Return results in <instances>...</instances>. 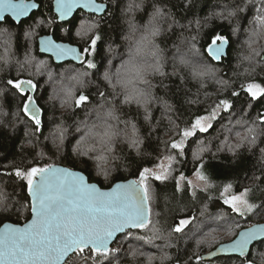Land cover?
I'll list each match as a JSON object with an SVG mask.
<instances>
[{"label":"trees","instance_id":"1","mask_svg":"<svg viewBox=\"0 0 264 264\" xmlns=\"http://www.w3.org/2000/svg\"><path fill=\"white\" fill-rule=\"evenodd\" d=\"M34 1L40 8L27 20L17 25L6 18L0 24V57L4 56L5 51L9 49V43L5 41L11 43L8 64L0 63V68L4 69V72L0 74V210H4L0 211V226L4 223L21 225L30 218L31 205L27 190L23 182L14 175L17 168L26 170L37 164L60 165L82 172L89 182L103 189L119 181L137 179L143 167L152 170L172 151L169 145L173 139L178 138L177 133L181 128L187 126L195 116L205 115L220 99L224 98L233 102L234 107L231 112H222L218 121L208 132L198 133L197 137L189 141L185 157L181 158L177 154V163L174 165L176 171L173 173L174 176H178L182 172L187 179L192 176L197 166V162L192 159L194 142L203 139L212 149L211 153L206 154L205 157L206 173L215 187L207 191L197 189L196 198L193 199L191 195L193 189L184 182L181 185L183 190L177 191L175 179L169 178L163 183L151 181L154 191L151 194L150 207L152 223L158 230L156 238L150 242L137 239L138 236L151 237L153 233L148 229L144 232L132 231L130 234H135L136 237H127L129 233H125L119 236L112 246L113 255L94 261L92 254L86 251L83 256L73 258L70 264H149V256H152L151 264H197V257H201L223 243L232 241L241 230L248 228L251 224L264 223V154L260 151L264 148V129L260 130L255 147L250 148L245 143L240 149H235V145L240 143L237 133L239 132L241 137L245 134L244 128L237 125L236 121L252 122L260 113H264V99L253 102L241 88V85L249 82L264 85V42H261V37L257 35L256 42L252 43L253 48L257 50L261 48L259 56H256L247 44H244L245 39L250 38L251 32L255 31L253 21L255 8L264 7V0H252V3H247V0H191V2L189 0H145L143 11L136 15L134 21L135 32L132 31L131 25L125 23L127 0H98L108 5V10L103 17L97 18L78 12L66 24L57 22L52 10L53 0ZM139 2L140 0H134V5ZM242 7H246L245 12L240 11ZM156 8H160L163 13L159 23L164 34L158 43L163 50L166 71H171L177 66L178 59L183 56L212 68L216 76L205 78L204 83L207 87L203 89L199 87V83L193 82L190 69L181 68V73L185 77L183 84L180 83L179 77L169 76L162 82L158 79L157 83L161 86L155 89L157 102L159 104L160 98H163L174 105L173 111L166 112L162 105L155 107L152 124L156 127L152 130V127L145 125L133 109L130 114L133 119H138L144 144L139 156H136L128 151L127 145L121 146L118 143L117 148L121 155L126 153L124 163L116 164V174L110 181L105 182L94 174L88 161L80 163L72 156L73 144L83 133L70 135L66 141L65 151L60 155L50 143V140L56 138L52 134L53 128L63 120L65 126H70L71 134L74 133L78 121H83L86 116L89 121L95 119L94 109L113 96V93L107 90L108 85L101 78L103 73L105 71L109 74L114 73L118 65L128 58V49H130L128 37L131 36L133 42L139 39L150 14L154 13ZM229 11H234L236 14L228 16ZM217 13L222 15L217 16ZM224 17L227 19H223ZM46 19L53 22L51 27L36 26L37 22H46ZM83 21L98 25L93 35L98 33L101 39L97 42L94 55L87 57L96 63V69H86L82 65L77 66L73 63L58 66L50 58L38 53L37 39L49 34H53L56 41L75 45L79 49L89 46L91 39L83 43L76 35ZM169 25L172 26L170 32ZM233 28H239V31L234 34ZM217 34L226 37L230 43L227 57L220 63L208 59L206 54L205 58L203 57V49ZM255 38L251 36V41ZM193 44L200 47L199 54L191 50ZM117 45L118 48H116ZM113 48H116L115 52L107 51ZM33 56L36 60L31 64L24 62L26 57ZM246 56L254 57V61L245 60ZM38 60L48 62L47 70L53 73L51 80H48L46 69H41V74L37 73L35 64ZM257 64L260 65L257 72L251 75L244 72L245 68L251 69ZM217 69L221 70L217 72ZM73 71L87 73L81 76L86 88H82L70 78L76 75L72 73ZM17 78L33 79L39 85L36 95L44 112L43 127L39 132L23 116L21 101L7 83L9 79ZM115 79L116 77L112 76L113 82ZM221 79L228 81L227 85L221 86L215 82ZM71 89L75 90L72 108L61 109L60 104L68 99L67 90ZM104 91L105 96H101ZM233 91L240 92L241 95L234 97L231 95ZM80 94L86 95L88 101L77 107L75 99ZM189 100L196 102L191 104L187 102ZM114 102L120 103L119 99ZM249 104L252 105L251 108L248 107ZM89 112L91 115H88ZM165 116L171 117L175 127L164 119ZM230 148L236 152L235 155H232ZM41 150L44 152L43 156L39 155ZM229 183L233 185L230 194L237 195L246 188L251 189L250 196L258 206L252 213L240 216L222 203L220 192ZM205 205H207V212L201 215ZM221 213L226 216L227 223L214 220L213 224L208 223V226H204L201 231L196 230V223L211 222V217ZM181 218L192 219V224L185 229L186 234H176L171 231V227ZM237 223L240 225L239 228L235 227ZM212 229L216 231L210 236L207 235ZM197 239H203L205 242L197 246ZM134 252L135 256H133ZM200 264H264V241L255 244L245 258L222 257L213 261L200 260Z\"/></svg>","mask_w":264,"mask_h":264},{"label":"snow or ice","instance_id":"2","mask_svg":"<svg viewBox=\"0 0 264 264\" xmlns=\"http://www.w3.org/2000/svg\"><path fill=\"white\" fill-rule=\"evenodd\" d=\"M37 7L36 3H31L29 0H0V22H3L6 16H10L19 23L22 17H27L30 11ZM77 9L101 14L106 11L107 3L98 2V0H55V11L61 21L68 20ZM240 11L245 12L246 7H242ZM228 14L233 15L232 11ZM217 15H222V13H217ZM253 21L254 32L258 35L257 30L264 26V7L255 8ZM97 27L96 23L86 25L83 21L76 35L80 36L82 29L87 34ZM238 31L239 28H233L234 34ZM251 36H253L252 32ZM251 36L249 40H246L249 48L252 47ZM100 39V35L96 33L92 36L89 46L78 49L69 44L58 43L52 37H46L40 40V51L49 54L57 63L72 60L86 69H96V63L87 57L94 55ZM226 44H228L226 37L215 35L203 49V57L205 58L206 54L208 59L219 62L225 55ZM193 47L199 54L200 47L195 44ZM26 60L31 64L36 57H26ZM181 62L190 69V75L194 79H202L211 72L210 67L198 61L182 56ZM47 65L46 60H38L35 64L37 73L41 74L40 70L46 69L48 80H51L53 73L47 70ZM85 74L87 73H77L70 78L77 80ZM104 75L107 78L108 74L104 73ZM7 83L21 101L23 116L37 132L41 131L44 112L36 95L39 85L33 79L24 78L9 79ZM241 88L253 102L264 99V85L262 84L249 82L241 85ZM231 95L239 97L241 93L233 91ZM87 101L88 97L80 94L76 97L75 104L79 107ZM233 107L230 99H220L205 115L195 116L187 126L180 129L177 133L178 138L173 139L169 145L172 151L163 158L167 160V164L165 165L163 161L156 164V167L161 169L158 174L153 173L148 167H143L137 179L126 183H116L110 190H101L96 184L89 183L83 174L53 164L43 166L37 164L26 170L17 168L14 175L23 182L31 198L32 218L23 226L4 224L0 227V264H70L73 258L83 256L86 251L92 254L94 261L102 260L114 254V249L110 245L118 239V234H130L132 230L144 232L148 229L153 233L151 237L138 236L137 239L150 242L156 238L158 230L152 223L150 207L151 194L154 189L150 182L163 183L172 178L176 181L177 191L183 190L181 182H184L193 189L191 195L195 199L197 189L193 187L192 180L187 179L182 172L178 176L173 175L176 171L174 165L177 163V154L181 158L185 157L189 141L197 137L198 133L208 132L213 126L212 122L217 120L218 114L231 112ZM248 107L251 108L252 105L249 104ZM236 124L241 125L245 132L243 137L239 132L237 133L240 143L257 145L259 132L264 129V113H260L255 121L237 120ZM194 143L192 159L197 162L194 175L202 185L199 190L207 191L215 187L206 173L205 157L206 154L211 153L212 149L210 145L205 144L203 139H198ZM229 150L233 151L232 148ZM232 188L233 185L230 183L225 185L220 192V199L233 213L244 216L258 207L247 199L251 189H244L240 195H229ZM206 212L207 205L204 206L201 215ZM211 218L217 222L227 223V218L223 213ZM191 224L192 219L181 218L171 227V231L176 234H186L185 229ZM235 227L239 228L240 225L237 223ZM197 231L201 229L198 227ZM214 231L216 229H212L207 235L210 236ZM260 238H264V225H255L240 231L230 244L221 245L217 251H228L245 256L249 246ZM204 242L203 239L196 241L197 246ZM135 254L134 252L133 256ZM215 254V252L210 253V255ZM148 259L151 261L152 256ZM196 259L197 264H200L202 258L197 257Z\"/></svg>","mask_w":264,"mask_h":264},{"label":"clouds","instance_id":"3","mask_svg":"<svg viewBox=\"0 0 264 264\" xmlns=\"http://www.w3.org/2000/svg\"><path fill=\"white\" fill-rule=\"evenodd\" d=\"M144 3L145 0H140L139 3H135L134 5V0H128L127 7L125 8V15L127 17L125 23L131 25L133 32L136 30V24L134 23L136 15L143 11ZM247 3H252V0H247ZM130 5H133V7H130ZM232 13V16L236 14L234 11ZM228 16L230 15L228 14ZM162 18V10L156 8L155 12L150 14V18L144 25L143 33L139 39L135 40L133 46L128 49V58L118 65L114 73L109 74V72L105 71L104 73L108 74L107 78H105L103 73L101 78L108 85L107 90L111 91L113 96L107 98L106 101L100 103L94 109L95 119L89 121L86 116L83 121H78L74 128V133L71 134L69 133L70 126H65L63 120L53 128L52 134L56 138L50 140V143L53 149L60 155L64 153L66 141L70 138V135L83 133L73 144L72 156L80 163L88 161L92 166L94 174L105 182L110 181L111 177L116 174L115 165H123L124 163L126 153L121 155L117 148L118 143L121 146L127 145L128 151L134 153L136 156H139L140 149L144 144L138 119H133L130 114L133 109L136 110L145 125H150L152 130H155L156 125L152 124V114L155 107L162 105L166 112H172L174 108V105L168 103L163 98H160L158 104L155 89L160 87L161 84L157 83V80L159 79L162 82L171 76L173 78L179 77L180 83H184L185 77L181 73V68L185 70H188V68L181 62V57L177 61V66L171 71H166L165 69L163 50L158 43V40L164 34L159 23ZM223 19H227V17ZM171 27V25L168 26L169 32L171 31ZM252 35L255 37L257 33L253 31ZM258 35L261 37V42H264V26L259 29ZM128 39L131 40L132 37L129 36ZM9 45V49L5 51L4 56L0 57V63L5 65L9 62L8 52L11 51L10 42ZM118 47L117 45L116 48ZM116 48L107 49V51L115 52ZM249 49L256 56L260 55L261 48L257 50L252 45ZM191 50L195 51L193 45L191 46ZM244 59L254 61V57L252 56H246ZM24 62L29 64L26 58ZM259 67L260 65L257 64L251 69L245 68L244 72L251 75L257 72ZM210 69L211 72L206 74L202 79L192 78L193 82L199 83L201 89L207 87V84L204 83L205 78H214L216 76V72H213L212 68ZM220 70L217 69L216 71L219 72ZM3 72L4 69L0 68V74ZM112 76L116 77L115 82H113ZM74 81L80 84L82 88L87 87L83 85L81 77ZM215 82L221 86L228 83V81L223 79L216 80ZM164 87H167V85H164ZM105 91L101 93V96H105ZM67 96L68 99L60 104L61 109L72 108L75 90H67ZM116 99H119V104L114 102ZM187 102L193 104L196 101L189 100ZM106 104L108 106H105ZM88 115H91V112ZM126 116L127 118H125ZM164 119L175 127V122L171 120V117L165 116ZM248 145L250 148L256 146L255 144ZM243 146L244 144L238 143L235 145V149L238 150ZM260 151L264 154V148H261ZM235 153V151H232V155H235ZM41 154L44 155L43 150L39 152V155ZM149 264H151V261H149Z\"/></svg>","mask_w":264,"mask_h":264},{"label":"water","instance_id":"4","mask_svg":"<svg viewBox=\"0 0 264 264\" xmlns=\"http://www.w3.org/2000/svg\"><path fill=\"white\" fill-rule=\"evenodd\" d=\"M29 2H31V3H36L34 0H29ZM98 2H100V1H98ZM36 4L38 5V7H37L36 9L31 10L30 13H29V15H28L27 17H22V18L20 19V22H19V23L15 22L10 16H6V18H9V19H10L11 21H13L15 24L19 25L21 22L27 20V19H28L33 13H35V12H37V11L39 10L40 6H39L38 3H36ZM52 10H53V14H54V16H55L56 19H57V22H58L59 24H66V23L70 22V21L73 19V17H74L78 12H84L85 14L92 15V16H95V17H97V18H101V17H103V16L105 15V13L107 12V10H108V5H107V9H106V11H105L104 13H101V14H93V13L88 12L87 10H84V9H77V10L73 13V15H72L71 17H69L68 20H65V21H61V20L59 19V16H58L57 12L55 11V0H53V2H52ZM6 18H5V19H6ZM4 21H5V20H4ZM4 21H3V22H4ZM3 22H0V24H2ZM46 37H52V38L55 40L53 34L43 35V36H41V37H39V38L37 39L38 53H39L41 56H45V57L50 58V59L52 60V62H53L55 65H58V66H59V65H64V64H67V63H73V64H75V65H77V66H80L79 63H77V62H75V61H72V60H66V61H62V62H60V63H57V62L55 61V59H54L53 57H51L49 54L41 52V51H40V40H41L42 38H46ZM55 41H56V40H55ZM56 42H58V43H65V42H61V41H56ZM65 44H69V43H65ZM69 45H71V44H69ZM71 46L77 47V46H75V45H71ZM229 47H230V43H229V41H228V44L225 45V55L222 57V59H225V58L227 57ZM77 48H78V47H77ZM78 49H79V48H78ZM222 59H221V60H222ZM221 60H220L219 62H217V61H213V60H212V61L215 62V63H220ZM55 166H57V167H63V168L69 169V170H71V171L79 172V173L83 174V173L80 172V171H75V170H72V169H70V168H68V167H64V166H60V165H55ZM83 175L86 177L85 174H83ZM86 178H87V177H86ZM87 180H88V178H87ZM129 180H132V179H129ZM129 180L119 181V182H116V183H126V182L129 181ZM88 182H89V180H88ZM89 183H91V182H89ZM116 183H114L111 187L106 188V189L101 188V187H100L99 185H97V184H96V185H97L101 190H110V189H111ZM94 184H95V183H94ZM27 195H28V193H27ZM28 197H29V196H28ZM29 200H30V205H31V198H30V197H29ZM31 218H32V215H31V208H30V218H29L28 221H30ZM28 221H26L25 223H27ZM25 223H23V224H21V225H17V224H13V223H4V224H13V225H15V226H23ZM4 224H3V225H4ZM3 225H1L0 227H2ZM255 225H264V224H255ZM255 225H253V226H255ZM250 227H252V226H250ZM248 228H249V227H248ZM245 229H246V228H245ZM243 230H244V229H243ZM243 230H241V231H243ZM132 231H136V230H132ZM121 235H123V234H118V237L121 236ZM234 239H235V238H234ZM262 241H264V238H260V239H258V240H256V241H254V242L249 246V250H248V252H247V254H246L245 256H240L238 253H232V252H228V251H217V249H219L221 245H227V244H230L231 241H230V242H227V243H223V244L217 246V247H216L215 249H213L212 251H210V252L205 253L204 255H202V256H201V258H202L201 260H202V261H213L214 259L222 258V257H237V258H245V257H247V256L249 255V253H250V251H251V248H252L255 244L260 243V242H262ZM114 243H115V242H114ZM114 243H113L112 245H110V247H112V246L114 245ZM213 252H215L216 254H215V255H210V253H213Z\"/></svg>","mask_w":264,"mask_h":264},{"label":"rangeland","instance_id":"5","mask_svg":"<svg viewBox=\"0 0 264 264\" xmlns=\"http://www.w3.org/2000/svg\"><path fill=\"white\" fill-rule=\"evenodd\" d=\"M127 2H128V0H127ZM126 4H128V3H126ZM41 21H39V22H37L38 24L36 25L38 28L40 27V28H47V27H51V25H53V22L50 20V19H46V22H42V23H40ZM84 22H86V25L87 24H91V22H87V21H84ZM94 30L95 29H93L92 30V32H89V33H87V34H85V30L84 29H82L81 30V35L80 36H78L79 37V39H80V41H83V43H86V42H88L91 38H92V36H93V32H94ZM253 31V30H252ZM250 34V33H249ZM248 36V35H247ZM255 38V37H254ZM249 40V37L248 38H246L245 40ZM133 39H131V40H129L128 39V43H129V46H128V48H131L132 46H133V44H134V42L132 41ZM256 38L253 40V41H251L252 43H254V42H256ZM135 41V40H134ZM90 43H91V40H90V42H89V44L88 45H90ZM244 44H247L246 43V41L244 42ZM247 47H248V45H247ZM72 73H80V72H78V71H73ZM66 75H69V74H66ZM75 87H78V86H75ZM222 114V112H220L219 114H218V118H217V120L216 121H218V119H219V117H220V115ZM216 121H214V122H212L213 123V126L215 125V122ZM212 126V127H213ZM210 130V129H209ZM260 133V132H259ZM242 135V134H241ZM243 136V135H242ZM161 161H163V163L166 165L167 164V160H163V158L161 159ZM160 161V162H161ZM159 162V163H160ZM153 173H159L160 171H161V169H159V168H157V167H155V168H153L152 170H151ZM189 180H192V182H193V187L195 188V189H200L201 187H202V185H201V183L197 180V178L195 177V175H194V173L192 174V176L190 177V178H188ZM183 184V182H181V185ZM192 189V188H191ZM242 193V192H241ZM241 193H239V194H237V195H240ZM229 195H231L230 193H229ZM247 199L251 202V203H254V200L251 198V196H250V194H249V196L247 197ZM255 204V203H254ZM238 215V214H237ZM213 222H215L214 221V219H211V222H208V221H205V222H203V223H196L195 225H196V230H197V228L199 227L201 230L204 228V226H208V223H210V224H213ZM261 224H264V223H261ZM253 225H255V224H251L250 226H253ZM250 226H248V227H250ZM127 237H136L135 236V234H128L127 235ZM204 246H207V245H204ZM118 248H116V250H117Z\"/></svg>","mask_w":264,"mask_h":264}]
</instances>
